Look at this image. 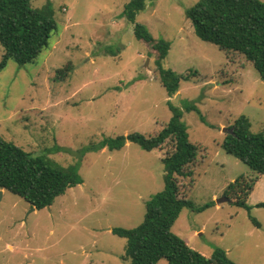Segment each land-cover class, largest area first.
<instances>
[{
	"label": "rangeland",
	"instance_id": "1",
	"mask_svg": "<svg viewBox=\"0 0 264 264\" xmlns=\"http://www.w3.org/2000/svg\"><path fill=\"white\" fill-rule=\"evenodd\" d=\"M47 1L58 25L49 47L33 63L9 60L0 71V136L75 166L83 182L40 210L0 189V264H127L126 239L111 229L142 222L145 202L163 189L161 159L173 146L145 151L127 143L95 151L90 143L158 133L171 117L169 103L198 148L192 175L177 176L180 195L193 207L181 211L170 231L203 255L221 248L237 264H264V207L248 212L223 197L230 182L254 176L221 148L224 128L243 115L251 132L264 134V80L252 64L196 36L185 10L198 0H145L135 22L170 43L163 66L189 76L169 98L155 65L158 52L136 39L123 17L129 0L31 5ZM68 64L69 76L57 77Z\"/></svg>",
	"mask_w": 264,
	"mask_h": 264
},
{
	"label": "trees",
	"instance_id": "2",
	"mask_svg": "<svg viewBox=\"0 0 264 264\" xmlns=\"http://www.w3.org/2000/svg\"><path fill=\"white\" fill-rule=\"evenodd\" d=\"M144 8L145 0H129L124 6L123 17L133 25L136 39L158 52L155 65L159 81L170 98L178 92L181 80H187L189 76L163 66L170 43L163 39L155 40L142 24L135 22L137 14ZM185 14L199 39L216 45L225 53L242 55L264 80V1L198 0L185 10ZM57 31L50 1L33 7L31 0H0V71L9 60L18 65L35 62L49 47L50 38ZM71 68L68 64L64 69L56 70V76L66 79ZM169 109L171 117L154 135L134 132L106 136L97 143H90L89 150L95 151L104 148L120 150L127 143H135L145 151L158 149L166 142H171L173 146L161 159L163 189L145 202L142 222L133 228L111 229L113 234L126 239L122 259L127 264H157L161 259H165L167 264H237L221 248L206 256L170 231L181 211L193 207L180 195L177 176L192 175L188 167L196 160L198 148L188 139L181 111L171 103ZM228 128L232 132L225 134L221 148L247 165L254 176H239L230 182L224 189L223 197L250 212L252 206L247 203V198L264 174V134L251 132V123L243 115ZM82 182L75 166L64 167L44 155L25 152L0 136V189L18 195L35 209L50 206L56 197ZM256 206L264 207V202ZM251 220L259 226L255 218L251 217Z\"/></svg>",
	"mask_w": 264,
	"mask_h": 264
},
{
	"label": "crops",
	"instance_id": "3",
	"mask_svg": "<svg viewBox=\"0 0 264 264\" xmlns=\"http://www.w3.org/2000/svg\"><path fill=\"white\" fill-rule=\"evenodd\" d=\"M248 201L251 203H249V205H256L257 203L264 202V174L261 175L256 182V185L248 196Z\"/></svg>",
	"mask_w": 264,
	"mask_h": 264
},
{
	"label": "water",
	"instance_id": "4",
	"mask_svg": "<svg viewBox=\"0 0 264 264\" xmlns=\"http://www.w3.org/2000/svg\"><path fill=\"white\" fill-rule=\"evenodd\" d=\"M148 59L146 60V63H147ZM225 133H230L232 132V129L231 128H224L223 130ZM225 200V199H224Z\"/></svg>",
	"mask_w": 264,
	"mask_h": 264
}]
</instances>
